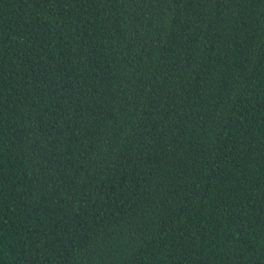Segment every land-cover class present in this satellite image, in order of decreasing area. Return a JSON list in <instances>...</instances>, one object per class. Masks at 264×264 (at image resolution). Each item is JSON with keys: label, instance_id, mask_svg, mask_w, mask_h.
<instances>
[{"label": "trees", "instance_id": "trees-1", "mask_svg": "<svg viewBox=\"0 0 264 264\" xmlns=\"http://www.w3.org/2000/svg\"><path fill=\"white\" fill-rule=\"evenodd\" d=\"M0 264H264V0H0Z\"/></svg>", "mask_w": 264, "mask_h": 264}]
</instances>
